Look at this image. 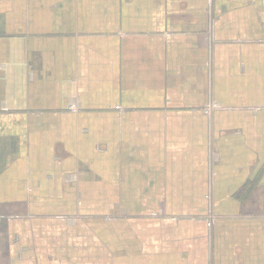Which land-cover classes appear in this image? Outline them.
Instances as JSON below:
<instances>
[{"label":"crops","instance_id":"0c3cea01","mask_svg":"<svg viewBox=\"0 0 264 264\" xmlns=\"http://www.w3.org/2000/svg\"><path fill=\"white\" fill-rule=\"evenodd\" d=\"M0 264H264V0H0Z\"/></svg>","mask_w":264,"mask_h":264},{"label":"built area","instance_id":"2783aa9c","mask_svg":"<svg viewBox=\"0 0 264 264\" xmlns=\"http://www.w3.org/2000/svg\"><path fill=\"white\" fill-rule=\"evenodd\" d=\"M208 110V109H207Z\"/></svg>","mask_w":264,"mask_h":264}]
</instances>
